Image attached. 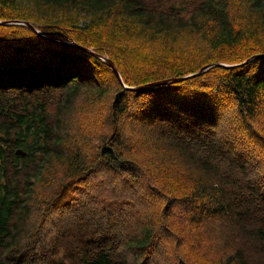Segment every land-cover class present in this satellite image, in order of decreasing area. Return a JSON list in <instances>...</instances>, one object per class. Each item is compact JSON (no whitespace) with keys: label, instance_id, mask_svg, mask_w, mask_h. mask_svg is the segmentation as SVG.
Segmentation results:
<instances>
[{"label":"trees","instance_id":"16d2710c","mask_svg":"<svg viewBox=\"0 0 264 264\" xmlns=\"http://www.w3.org/2000/svg\"><path fill=\"white\" fill-rule=\"evenodd\" d=\"M0 20L29 21L46 37L24 24H0V92L33 94L59 88L67 91L61 109L62 123L58 124L60 131L52 130L42 104L22 112L0 106V264H71L66 253L55 255L52 251L44 252L37 263L31 251L37 240L25 230L34 205L44 199L40 187L44 182L52 183L57 168L64 170L67 180L61 191L70 183L78 187L105 169L107 176L97 181L104 192L101 200L107 202L108 191L115 195L117 185L126 190L132 183H142L155 194L159 201L156 206L163 202L159 219L146 221V217L138 227L133 226L135 218L125 210L120 198L101 204L104 213L116 206L122 214L114 219L109 217L106 226L97 224V217L93 219L94 229L103 236H83L80 229L86 225L78 227L74 250L67 246V254L74 252L79 264H146L149 251L154 252L157 247V228L172 235L175 245L180 246L181 234L166 213L170 215L174 205L186 204L193 205L190 216L195 210L207 211L211 205L212 214L217 217L229 211L233 219L242 223L259 219L261 225L256 231L264 251V217L255 218L254 203L249 197L240 198V193L246 191L253 192L254 200L264 201L260 179L247 177L238 186L235 179L225 177L219 163L205 156L214 147L223 156L230 151L239 154V142L246 137L235 141L226 135L221 116L204 107L199 112V102L203 100L200 98L204 96L187 89L194 87L199 93L209 88L214 92L210 99L220 94L222 106L234 105L246 136L264 141V132L255 121L258 112L264 109V56L252 58L264 54V0H200L188 18L176 20L147 11L143 0H0ZM183 32L205 40L208 50L200 60L201 66L164 62L156 64L153 70L128 74L119 59L125 48L119 43L123 39L161 42L172 51L170 47ZM17 34L31 37L32 42L20 43ZM47 38L69 41L95 54ZM96 54L115 64L122 82ZM217 62L234 66L212 65L201 74L180 81L147 89L128 88L194 73ZM87 71L102 77L109 75L111 86L105 88L86 81ZM209 72L215 75L213 86L206 83ZM143 74L148 75L134 77ZM94 84L89 93L96 98L108 92L112 95L108 113L111 130L98 139L97 150L89 159L65 126L69 107L82 87L87 90ZM130 100L136 103L132 112L138 120L132 122L151 129L145 141L149 145L146 150L149 155L144 150L146 157L138 156L134 142L121 130L120 118L128 114ZM218 132L226 137H219ZM16 148H22L26 155H16ZM257 161L262 163L257 175L264 184V159ZM32 164L36 169L23 179L20 173ZM240 166L245 168L244 164L239 163ZM187 168L196 169L198 176L182 175ZM139 174L144 179L138 181ZM236 184L238 188L234 189ZM261 188L264 190V186ZM60 197L61 192L56 199ZM78 205L79 209L85 206L80 201ZM123 248L128 255L122 257ZM245 254L240 246L222 264H244ZM176 264L191 263L181 254Z\"/></svg>","mask_w":264,"mask_h":264},{"label":"rangeland","instance_id":"374dc122","mask_svg":"<svg viewBox=\"0 0 264 264\" xmlns=\"http://www.w3.org/2000/svg\"><path fill=\"white\" fill-rule=\"evenodd\" d=\"M146 4L147 11L154 14H163L170 19H186L197 8L200 0H143ZM20 43L28 44L32 42L31 37H26L24 34H17ZM23 40V42H22ZM123 43L124 52L119 57L122 64L127 68V72L136 73L142 69H155V65H162L164 62H181L184 64H199L200 60L208 50L207 44L199 35L183 32L175 44L172 45V51L163 46L161 42H148L140 39H123L119 41ZM206 83L214 85L216 83L215 75L209 72ZM148 74L134 76L135 78L144 77ZM130 77V75H128ZM93 81L98 86H111L112 80L109 75L106 77L89 74L87 71L86 81ZM98 80V82H96ZM94 85L88 86L85 90L82 87L79 96L75 100L72 107H69V114L66 115L71 137L78 142L82 150L88 158L94 155L97 150L96 143L102 135L110 132V120L108 117L109 105L112 99L111 93L105 94L103 97L96 98L94 94L89 93L94 88ZM194 91L193 93L204 96L199 102V112L202 107L211 110L214 114L221 116L222 126L226 128V135L231 136L235 141L237 138L246 137L244 141L239 142L240 148L237 149L239 154L228 153V155H220L215 151V147L207 150L205 156H211L214 161L219 163L224 171L226 178L235 179L238 186L239 182H243L247 177L260 179L261 186H264L262 179L258 177V168L262 163H258L257 159H264V141L252 140L246 136L245 126L243 121L237 115L233 104L221 105L220 94L213 96L214 92L209 88L202 89L201 92L196 93L197 88L188 87ZM85 90V91H84ZM67 91L63 89H52L36 92L33 94L18 93L13 90L8 92H0V106L9 108L10 110L31 111L39 104H42L46 110L45 117L52 125L53 131H60L59 123H62L61 109L64 108L65 95ZM191 92V91H190ZM192 93V94H193ZM136 103L133 100L129 101L131 107L127 115L120 118L121 130L129 136L130 140L134 142L138 150L139 157H146L149 155L146 150L149 149L146 139L150 136L151 129L133 122L135 116L132 109ZM143 106V104H139ZM264 109L258 112L255 119L256 126L264 132ZM131 115L134 117L131 119ZM3 119V118H2ZM131 119V121H130ZM143 120V119H142ZM65 119L63 118V122ZM133 121V122H132ZM231 129V130H230ZM219 137L222 135L218 132ZM226 135L224 137H226ZM152 139L153 135L151 136ZM222 137V138H224ZM14 138V136H12ZM142 145V143H144ZM76 147V145H73ZM144 150L147 155H144ZM257 159H256V158ZM262 161V160H261ZM240 164H244L239 167ZM151 166V165H150ZM194 168V167H193ZM36 168L33 164L26 166L25 170L20 173L23 179L29 174L33 173ZM64 170L61 168L55 169V174L52 176V183L44 182L41 186V194L44 199L39 201L27 220L25 230L36 238L35 244L32 245L31 251L36 262L41 261L44 252H54L55 255L66 253L68 263L79 264L76 261L78 257L74 252L67 254V246L70 250H74L73 241L79 236L78 227L82 228L85 224L86 228L80 229L83 236H103V233L97 231L95 224L106 226L110 219H114L118 214H122L116 206H113L108 213H104L100 209L101 204H109L115 199L120 198V203H125V210H128L135 218L133 226L138 227L143 218L146 221L158 220L160 210L163 202H159L155 194L146 189L142 183H132L129 188L123 190L115 187L113 195L108 191L107 202L101 200L103 198V189L98 186L97 181L102 176H107L105 169H102L97 175L81 182L78 187H72L70 183L63 191L61 187L66 183ZM242 174H244L242 176ZM182 175L186 177L194 175L198 176L196 169L187 168ZM144 179L140 174L138 181ZM43 180V176L39 181ZM91 180H96L95 183L90 184ZM71 182V181H69ZM134 182H137L136 180ZM237 184L235 188H238ZM225 188L224 184H221ZM263 197H264V190ZM61 192V197L56 199V196ZM241 191L238 192V194ZM255 192V191H254ZM253 192L240 193V198L249 200L254 203V217H264V201L254 200L252 198ZM78 201L85 204L83 208L79 209ZM56 203L54 205L53 203ZM204 209V207H203ZM193 210V205H174L171 208L168 220L173 227L181 234L180 246L175 247V238L162 228H157V247L154 252L149 251V258L146 264H176V259L182 254L191 264H222V260L228 255H232L238 247H242L246 251L244 264H264V251L260 247L259 238L257 236L256 228L261 225L260 220L254 222L244 221L240 222L238 219H233L229 214H222L219 217L212 214L213 206L208 205L207 211L203 213L195 210L193 216H190ZM102 217H100V215ZM96 223L93 219L96 218ZM242 223V225H241ZM243 226V227H242ZM240 227V228H239ZM254 228V229H253ZM130 230V227L128 228ZM254 230V231H253ZM161 234V235H159ZM34 240V239H33ZM180 242V240H179ZM188 252V253H187ZM191 253V254H190ZM128 255L126 249L123 248L122 257ZM204 256V258H203Z\"/></svg>","mask_w":264,"mask_h":264},{"label":"water","instance_id":"95a60500","mask_svg":"<svg viewBox=\"0 0 264 264\" xmlns=\"http://www.w3.org/2000/svg\"><path fill=\"white\" fill-rule=\"evenodd\" d=\"M0 24L1 25L24 24V25L28 26L31 30L36 31L39 35H42L43 37H45L29 21H19V20H5V21H3V20H0ZM47 39L50 40V41L60 42V43H62L64 45H74V46H77L79 48H82L83 50H87L88 52H91V53L95 54L92 50L87 49V48H84V47L79 46L77 44L71 43L69 41H63V40H58V39H54V38H47ZM97 56L99 58H101L112 69V71L114 72V74L122 82L121 76H120L119 71H118L117 67L115 66V64L109 58H107V57H103V56H99V55H97ZM258 56H264V54L254 55L252 58H255V57H258ZM212 65L234 66V65H229V64L217 62V63L205 65V66L201 67L198 71H196L194 73L186 74V75H183V76H180V77H170V78H166V79H161V80H157V81L150 82L148 84H143V85H139V86H131V87H128V88H130V89H147V88H149L151 86H154V85H160V84H166V83L180 81V80H183V79L188 78L190 76H194V75L201 74L202 72H204L206 69H208ZM236 65H238V64H236ZM15 154L16 155H19V156H25L26 155V152L22 148H16L15 149Z\"/></svg>","mask_w":264,"mask_h":264},{"label":"bare ground","instance_id":"6f19581e","mask_svg":"<svg viewBox=\"0 0 264 264\" xmlns=\"http://www.w3.org/2000/svg\"><path fill=\"white\" fill-rule=\"evenodd\" d=\"M142 82V81H141ZM140 96V95H139ZM128 109V108H127ZM248 126V125H247ZM262 178V177H261ZM144 219V218H143ZM188 253V252H187ZM191 254V253H190ZM203 258H204V256H203ZM189 263V262H188Z\"/></svg>","mask_w":264,"mask_h":264}]
</instances>
